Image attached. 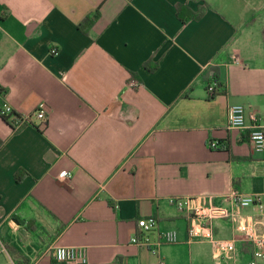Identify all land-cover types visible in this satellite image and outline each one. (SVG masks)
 I'll list each match as a JSON object with an SVG mask.
<instances>
[{
  "label": "crops",
  "instance_id": "0c3cea01",
  "mask_svg": "<svg viewBox=\"0 0 264 264\" xmlns=\"http://www.w3.org/2000/svg\"><path fill=\"white\" fill-rule=\"evenodd\" d=\"M0 86L30 114L18 127L0 114V264H63L54 244L83 245L91 264L250 259L239 226L260 210L226 194H256L264 211V149L227 126V108L264 115V0H0ZM169 195H210L212 238H189ZM148 216V240L175 232L156 253L131 241Z\"/></svg>",
  "mask_w": 264,
  "mask_h": 264
},
{
  "label": "built area",
  "instance_id": "2783aa9c",
  "mask_svg": "<svg viewBox=\"0 0 264 264\" xmlns=\"http://www.w3.org/2000/svg\"><path fill=\"white\" fill-rule=\"evenodd\" d=\"M51 52L56 53L55 47L51 48ZM234 59L238 61V57L234 56ZM131 84H136V81L130 80ZM209 94L214 93L216 90V83L211 82L207 85ZM2 114L7 115L9 123L18 127L22 123L27 122L30 118V114H17L14 112L11 104L3 100L1 103ZM33 114L38 118H44L45 110L43 103H40L34 110ZM250 123L245 121V108L240 103L231 104L227 108V126L230 128L241 129L244 127L249 128L248 140L256 150L264 149V115L255 112L254 109L249 111ZM218 140L211 138L208 141L210 147L218 146ZM71 172L67 169H62L58 172L59 177H69ZM226 197L231 198L237 202L238 205H246L250 203H257L261 216L257 219L256 223H243L239 226L241 237L248 240L252 244V254L250 259L243 263L239 260L233 261L232 264H264V211L262 210V203L259 201V196L256 194H249L242 192L237 188H232L227 192ZM166 201L169 204L174 205L180 211H182L188 219V235L189 238H212L211 233V219L214 211L218 209V205L213 203L210 195H198V196H182V195H169L166 197ZM234 217V214L232 215ZM258 224L262 227H258ZM138 235H133L131 241L147 246L153 253L157 252L158 244L160 240L167 242L175 241V232L171 229L160 231L156 240L150 241L146 236V232L156 229L157 220L154 216L140 217L136 222ZM214 244L217 246V250H233L235 243V237L228 238H214ZM6 252V248L0 236V253ZM52 255L54 259L63 264H91L86 254V248L83 245H66V244H54L52 246ZM260 261H263L260 263ZM163 259L158 257L157 263L149 264H163Z\"/></svg>",
  "mask_w": 264,
  "mask_h": 264
},
{
  "label": "trees",
  "instance_id": "16d2710c",
  "mask_svg": "<svg viewBox=\"0 0 264 264\" xmlns=\"http://www.w3.org/2000/svg\"><path fill=\"white\" fill-rule=\"evenodd\" d=\"M181 11H182V7L179 6V5H177V7H176V12H177V14L179 15V17H182V15H181L182 12H181ZM200 14H201V11H198V12H196V13H189V16H192V17H199ZM97 15H98V10H96L92 16H86L81 22H79V26H81L82 24H83V25H86V26L91 25L92 22L94 21V19L97 17ZM218 86H219V85L216 84V90H217V87H218ZM216 90H215V91H216ZM2 93H3V88H1V86H0V95H1ZM213 94H214V93H211V95H213ZM1 103H2V101L0 100V110H1ZM0 114H1V116H2L4 119L7 120V115H6V114H2L1 112H0ZM20 177H21L20 174H19V173H16L15 178H16V179H19Z\"/></svg>",
  "mask_w": 264,
  "mask_h": 264
}]
</instances>
